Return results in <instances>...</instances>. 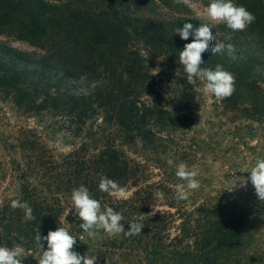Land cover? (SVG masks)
<instances>
[{
    "label": "trees",
    "instance_id": "16d2710c",
    "mask_svg": "<svg viewBox=\"0 0 264 264\" xmlns=\"http://www.w3.org/2000/svg\"><path fill=\"white\" fill-rule=\"evenodd\" d=\"M210 2L201 0L203 8ZM232 2L256 19L243 31L211 27L234 45L235 59L226 50L213 55V41L201 67L222 65L235 91L222 101L212 96L216 112L204 120L196 102L203 82L190 83L179 63L194 35L182 40L175 29L203 24L187 5L0 0V246L23 249L21 264H38L47 242L37 245V232L64 227L77 239L74 250L96 264H264V201L250 181L232 191L219 181L231 187L247 179L264 158V0ZM150 58L163 62L157 77L164 81ZM218 123L223 132L212 140ZM58 139L66 150L52 146ZM181 162L197 173V190L176 176ZM102 177L127 198L101 192ZM81 185L102 211L123 215L126 231L142 222L141 234L99 230L89 238L69 211ZM180 189L188 198L178 202ZM13 200L28 202L35 220L26 221Z\"/></svg>",
    "mask_w": 264,
    "mask_h": 264
},
{
    "label": "clouds",
    "instance_id": "9594fccd",
    "mask_svg": "<svg viewBox=\"0 0 264 264\" xmlns=\"http://www.w3.org/2000/svg\"><path fill=\"white\" fill-rule=\"evenodd\" d=\"M174 2L188 5L190 0H174ZM204 15L209 22L214 24L223 22L233 31L245 30L256 19L253 13L242 5H235L232 0H211L204 9ZM175 33H178L182 40H188L190 35H194L192 42L185 44L183 50L179 52V63L183 65L188 81L192 84H197L198 81L203 82V87L199 90L205 94H211L218 101L231 97L235 91L234 75L219 64L215 66L214 70L202 68L201 65L204 64L202 54L209 51L210 42H215L210 49L213 55L226 50L232 59H235L234 45L226 44L225 41L217 39L208 24L194 28L193 24L185 23L182 28L177 27ZM52 146L57 149L61 148L62 139L52 142ZM167 163L171 166L174 162L172 159H168ZM248 172H250V176L247 179L243 178L231 183V191L238 185L246 187L250 181L255 188L258 199L264 201V158H258ZM176 176L185 182L188 190H197L200 187V182L196 179L197 173L189 171L188 165L184 162L177 166ZM98 187L101 192L110 196L127 198L126 189L113 179L102 177ZM157 196L163 199L162 193H157ZM187 198L186 191L178 190L176 196L178 202ZM71 203L72 208L69 211L74 209V214L82 221L79 227L89 238H95L99 230H103L110 237L118 236L121 233L131 237L141 234L144 228L142 222H132L126 231L125 226L121 223L124 219L123 215L107 206L102 211L100 201L92 198L88 188L83 185L72 190ZM11 207L22 209L26 221L35 220L33 209L28 202L13 200ZM154 214L153 212L150 215ZM34 239L42 249L44 247L43 242H47V250L42 251L38 264H96V257H90L87 254L81 255L74 250L77 239L64 227H58L54 231L50 230L46 236H42L38 231ZM22 252L23 249L21 248L0 246V264H21L22 260L19 257Z\"/></svg>",
    "mask_w": 264,
    "mask_h": 264
},
{
    "label": "rangeland",
    "instance_id": "374dc122",
    "mask_svg": "<svg viewBox=\"0 0 264 264\" xmlns=\"http://www.w3.org/2000/svg\"><path fill=\"white\" fill-rule=\"evenodd\" d=\"M188 10L190 11L191 15H193L195 18H197L198 20H200L203 24H208L209 27H215L219 24H214L208 21V19L206 18V16L204 15V9L203 5L201 3V0H190L189 4L187 5ZM223 23V22H222ZM11 46L19 49V50H23V51H28L29 49L20 43L17 42H12ZM150 64V68L153 71V74H155V76L157 77L160 73L165 72V66L162 64L163 62L157 58H150L149 62ZM162 64V65H161ZM161 65V66H160ZM159 80L164 81V79L160 76L157 77ZM203 87V83L199 86V89ZM197 105H198V114L199 117L202 119H206V117H203L204 114L208 113L209 111L215 113L216 111L214 110V107L211 105L213 103V98L211 94H205L202 91L198 90L197 91ZM217 125V129L214 131H210L208 136H211L212 140H216L221 132H223V129L220 128L222 123H218ZM220 128V129H219ZM216 135V136H215ZM252 145L255 144V142L251 143ZM60 150V149H59ZM66 149H61L60 151H64ZM214 175L217 177L216 179H219V175L222 174L223 170L218 166L215 167V169H213ZM225 187H229L231 188L228 184H226L224 182V180L220 179L219 180Z\"/></svg>",
    "mask_w": 264,
    "mask_h": 264
}]
</instances>
